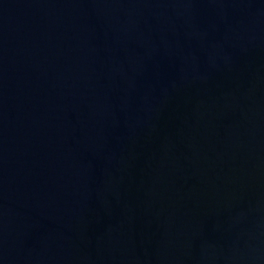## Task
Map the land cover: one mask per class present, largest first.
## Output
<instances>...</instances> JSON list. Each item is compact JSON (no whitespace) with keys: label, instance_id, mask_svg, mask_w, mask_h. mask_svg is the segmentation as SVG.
Wrapping results in <instances>:
<instances>
[{"label":"water","instance_id":"1","mask_svg":"<svg viewBox=\"0 0 264 264\" xmlns=\"http://www.w3.org/2000/svg\"><path fill=\"white\" fill-rule=\"evenodd\" d=\"M0 264H264V0H0Z\"/></svg>","mask_w":264,"mask_h":264}]
</instances>
